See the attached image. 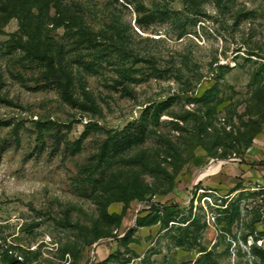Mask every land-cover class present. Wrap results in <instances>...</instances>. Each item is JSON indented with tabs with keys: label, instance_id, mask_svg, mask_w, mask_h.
I'll return each instance as SVG.
<instances>
[{
	"label": "rangeland",
	"instance_id": "obj_1",
	"mask_svg": "<svg viewBox=\"0 0 264 264\" xmlns=\"http://www.w3.org/2000/svg\"><path fill=\"white\" fill-rule=\"evenodd\" d=\"M40 2L42 43L52 58L62 53L72 98L30 57L4 50L18 22L0 12V255L197 264L203 246L210 264H253L264 251V111L251 98L264 84V72L254 75L264 65V0ZM57 3L101 44L113 23L123 29L138 61L126 65L131 81L119 80L113 55L90 68L95 51L44 17ZM216 76L219 100L192 102ZM124 182L142 190L141 202L116 200ZM151 203L178 205L177 221L196 219L199 229L136 226Z\"/></svg>",
	"mask_w": 264,
	"mask_h": 264
},
{
	"label": "trees",
	"instance_id": "obj_2",
	"mask_svg": "<svg viewBox=\"0 0 264 264\" xmlns=\"http://www.w3.org/2000/svg\"><path fill=\"white\" fill-rule=\"evenodd\" d=\"M40 3V0H7L4 3L0 12H4L7 15V18H16L18 22V29L15 33L10 34V38L1 43V45L7 52L16 53L19 51L24 56L30 57V63H33L43 69L48 79H52L62 88L63 92L68 97L72 98L69 91L71 83L70 78L67 75L66 69H62L61 67L63 61L62 53L58 50L56 56L52 58L42 43L44 23L43 19H41L42 16H40L42 13ZM53 9L54 14L52 18L48 16V10L44 15V17L54 22L53 27L62 28L64 30V36L67 37L68 40H74L76 45L81 46L83 50L95 51L92 55L93 63L89 64L90 68L99 66L102 63L110 64L113 55L116 61L112 64L117 67L116 73L118 74L119 80H122L123 82L132 80L131 75L133 68L130 66L134 65L138 61H136V55L132 54L128 43L124 41L122 33L123 29L121 27H119L116 23H113L108 30L105 31V34L101 36V39L104 41L101 44L97 41L95 33H93L91 28L83 22L82 18H74L70 16L67 11L64 12L62 10L58 3L53 6ZM132 57L133 59L130 61ZM246 59L251 60L250 57H247ZM256 62L257 61H254L253 63ZM128 63L130 66L126 67ZM56 66L61 67L59 72L63 73V77L61 76V73L59 75L56 73ZM263 72L264 65L262 64L259 65L258 69H256L254 75ZM219 82L220 78L216 76L212 86L206 89L199 97L192 99V102L210 104L214 101H218L220 96L223 94L222 87ZM251 98L260 107V112L264 111V84H260L253 89ZM80 106H83L86 110L94 109V106L88 102H84ZM262 119H264V115L262 116ZM258 131L259 130L256 129L254 132L251 130L243 135L239 134L241 138L237 139V141L242 142L247 138L251 140V138L255 136L254 134ZM116 190V200L119 202L128 204L130 202H141L143 200L144 193L141 189L138 190L132 182L119 183ZM149 210L150 211L146 216L136 219V226L147 227L158 224L161 229H167V231H169L173 228L172 226H174V223L185 224L184 227L179 226L177 228L179 231L183 230V236L186 235L185 233H187L190 228H194V232L199 229L196 219H191L189 221L188 219L183 218L180 220L181 222L177 221V214L182 213L180 212L178 205L151 203ZM189 211H191V208ZM170 223H172L170 225L171 227H169ZM98 238L99 236H96L93 242H95ZM182 239L183 238H181V240L172 238L175 246L177 247L183 246ZM13 251L14 248L3 251L0 255V262L4 264H21L20 255L14 253ZM198 252L201 253V257L196 261V263L210 264L208 259L212 254L211 251H208L206 247L200 246ZM255 257L257 260H255L253 264H264V251L260 250V253H256ZM18 258H20V261ZM113 258L114 257L111 255L101 262H93L92 264H112V260H114Z\"/></svg>",
	"mask_w": 264,
	"mask_h": 264
},
{
	"label": "built area",
	"instance_id": "obj_3",
	"mask_svg": "<svg viewBox=\"0 0 264 264\" xmlns=\"http://www.w3.org/2000/svg\"><path fill=\"white\" fill-rule=\"evenodd\" d=\"M261 190H263V191H264V188H261ZM263 199H264V197H263Z\"/></svg>",
	"mask_w": 264,
	"mask_h": 264
},
{
	"label": "water",
	"instance_id": "obj_4",
	"mask_svg": "<svg viewBox=\"0 0 264 264\" xmlns=\"http://www.w3.org/2000/svg\"><path fill=\"white\" fill-rule=\"evenodd\" d=\"M201 179H197V182H199Z\"/></svg>",
	"mask_w": 264,
	"mask_h": 264
}]
</instances>
